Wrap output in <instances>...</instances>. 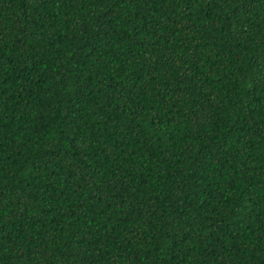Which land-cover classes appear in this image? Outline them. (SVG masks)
I'll list each match as a JSON object with an SVG mask.
<instances>
[{
	"label": "trees",
	"instance_id": "16d2710c",
	"mask_svg": "<svg viewBox=\"0 0 264 264\" xmlns=\"http://www.w3.org/2000/svg\"><path fill=\"white\" fill-rule=\"evenodd\" d=\"M0 264H264V0H0Z\"/></svg>",
	"mask_w": 264,
	"mask_h": 264
}]
</instances>
